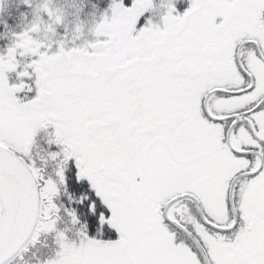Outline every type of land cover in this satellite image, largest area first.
<instances>
[{
	"label": "snow or ice",
	"instance_id": "obj_1",
	"mask_svg": "<svg viewBox=\"0 0 264 264\" xmlns=\"http://www.w3.org/2000/svg\"><path fill=\"white\" fill-rule=\"evenodd\" d=\"M84 7L0 0V264H264V0Z\"/></svg>",
	"mask_w": 264,
	"mask_h": 264
},
{
	"label": "flooded vegetation",
	"instance_id": "obj_2",
	"mask_svg": "<svg viewBox=\"0 0 264 264\" xmlns=\"http://www.w3.org/2000/svg\"><path fill=\"white\" fill-rule=\"evenodd\" d=\"M97 2L98 0H58V3L62 7L66 8L70 20L76 17V15L78 14V9L82 6V3L86 5V7H84V10L82 13H80V15L83 19L87 21L91 20L90 13L92 12V4Z\"/></svg>",
	"mask_w": 264,
	"mask_h": 264
}]
</instances>
